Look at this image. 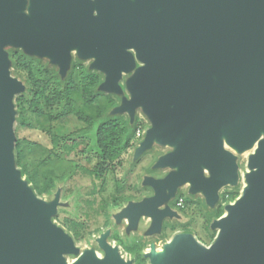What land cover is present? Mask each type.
<instances>
[{
    "label": "water",
    "instance_id": "1",
    "mask_svg": "<svg viewBox=\"0 0 264 264\" xmlns=\"http://www.w3.org/2000/svg\"><path fill=\"white\" fill-rule=\"evenodd\" d=\"M118 2L120 21H99L93 37L83 21L84 0H0V264H129L105 234L98 239L102 258L87 249L64 261L63 253L75 248L51 221L58 196L50 202L37 197L15 166L13 96L23 85L9 73L6 44L50 57L60 74L77 46L80 57L91 55V66L104 72L100 88L115 93L134 65L128 49L134 50L143 65L128 77L130 95L115 110L133 115L139 106L150 120L138 153L153 140L177 143L157 161L177 169L160 179L147 176L154 195L128 211L132 219L149 213L155 228L168 213L158 206L177 185L189 180L212 202L219 186L234 182V157L222 133L244 150L262 131L247 157L246 185L225 206L228 214L210 224L217 229L213 241L176 233L162 251L151 247L145 256L151 264H264V0Z\"/></svg>",
    "mask_w": 264,
    "mask_h": 264
},
{
    "label": "rangeland",
    "instance_id": "2",
    "mask_svg": "<svg viewBox=\"0 0 264 264\" xmlns=\"http://www.w3.org/2000/svg\"><path fill=\"white\" fill-rule=\"evenodd\" d=\"M22 12L27 13V7H24ZM4 48L7 53L17 49V47L10 44H6ZM70 54L69 64L76 66L75 75L89 67L90 62H92V58L79 59L75 48L70 50ZM33 56L36 57L38 55L34 54ZM39 57L43 64H47L51 69L58 70L59 64L52 62L50 57L46 55ZM90 72L96 75L100 82L103 81L105 75L102 71L91 70ZM9 73L16 77L13 75L12 67H9ZM129 76L130 73L128 72L122 73L119 78L121 90L118 94L99 90L100 95H109L114 101L113 104L120 105L122 100L127 99L130 95L126 86ZM16 78L22 83L24 90V82L21 78ZM21 93L22 91L13 96L15 113L12 152L14 162V146L16 142L19 143L23 155L22 164H15V166L20 171L21 178L37 197L50 202L55 195L58 196V204L54 214L51 216V221L71 237L75 248L74 254H63V259L66 263L76 258V254L78 255L87 249L95 251L99 257H102L103 252L98 243V239L102 234L106 235L108 243L117 247L121 258L130 264H151L149 258L145 256L149 247L152 245L156 251H161L164 244L174 234L179 232H190L205 245L213 241L217 229L212 228L210 224L214 219L223 215L226 212L225 206L240 195L246 183L245 174L250 170L247 165V157L253 152L251 146L244 150H238L236 147L225 143L223 138H221L223 147L234 157L235 180L219 186L216 197L212 202L205 198L202 190H195L194 192V190L190 189V192H194V196H190L187 193V197H193V199L187 200V198H184V201L181 200L177 204L182 206L180 210L172 206L169 207L166 202L160 205L161 209L168 210V214L163 216L161 220L164 219L163 221L166 225L172 220L174 226L166 228L163 226L159 231V227L155 228L154 226L152 216L147 213H139L138 215L142 220L134 223L135 225L133 226L126 211L130 205L134 204L135 199L127 200L125 198V195L129 196L133 189L132 187L131 189L125 188L126 185H130V183H145L147 176L158 178L165 176L169 171H174L171 165L157 168L158 164L156 162L164 153L175 149L176 146L153 140L150 147L138 153V147L144 138L146 130L151 125L142 108L138 106L132 116L137 126L129 140V144L114 160V168L107 171L104 183H100V179L94 178L89 172L84 170L85 161L77 162L80 159L79 155L73 153L68 156V159L57 156L54 145L51 143V135L43 129H48L55 136H62L70 132L80 133L88 125L84 124L81 118L78 119L76 112L80 110L81 113H91V109L85 108L81 103H77L78 106L76 108H73L66 117L53 122L52 127L44 123L39 124L40 128L34 129L31 128L32 126H22L18 121L20 114L16 111L15 99ZM119 115L121 118L129 119L130 121L131 117L127 111L119 112ZM90 134L91 131L86 133L88 141ZM155 158L157 159L155 160ZM90 165L92 163L88 164V166ZM203 173L208 174V170L204 169ZM116 183H126L119 192V196L124 195L122 200H117ZM189 187L190 184L186 182L180 185L179 196L181 198L184 197L185 191ZM141 194L145 193L143 191L135 193L133 198L140 200ZM219 210L220 213L218 214ZM73 220L78 224L76 228H73L70 224ZM135 226H138V229L133 228ZM142 228L145 229V237H139L138 240L136 237ZM211 231H214L215 234L213 239L209 237ZM125 232L135 238V242L140 245L141 250H133L126 246V244L130 243L123 242ZM137 247L139 246L137 245Z\"/></svg>",
    "mask_w": 264,
    "mask_h": 264
},
{
    "label": "trees",
    "instance_id": "3",
    "mask_svg": "<svg viewBox=\"0 0 264 264\" xmlns=\"http://www.w3.org/2000/svg\"><path fill=\"white\" fill-rule=\"evenodd\" d=\"M33 55L18 47L7 53L13 75L25 84V89L15 99L16 111L20 114L19 123L34 129L44 123L52 127L53 122L66 117L76 108L77 103L91 109V113L76 112L78 119L88 125L80 133L55 136L48 129H43L51 135L57 156L68 159L73 153L79 155L77 162H86L84 170L104 183L107 171L114 168V160L126 149L137 126L133 115H130V121L120 117L119 111L115 110L118 105L113 104L109 95H100L103 91L101 82L87 68L75 75L76 66L69 64L66 72L60 74L59 70L43 64L39 55ZM90 131L88 141L86 133ZM14 150L15 164L20 165L23 155L18 142ZM89 163L92 165L88 166ZM70 224L73 228L78 226L74 220ZM214 235V231L209 233L212 239Z\"/></svg>",
    "mask_w": 264,
    "mask_h": 264
},
{
    "label": "flooded vegetation",
    "instance_id": "4",
    "mask_svg": "<svg viewBox=\"0 0 264 264\" xmlns=\"http://www.w3.org/2000/svg\"><path fill=\"white\" fill-rule=\"evenodd\" d=\"M129 1H134V0H129ZM83 8H84V18H83V21L85 22V27H86V33L87 34H90L91 36H93L94 37V35H95V33H97L98 31H100L99 30V25L97 24V23H99V21H120V19L118 18V14H117V9H118V7L120 6V3L118 2V0H84V3H83ZM159 8V7H158ZM157 8V9H158ZM72 49V48H71ZM70 49V50H71ZM70 50H69V52H70ZM129 51H131V53H132V55H133V62H134V65H133V67H132V69L128 72V73H130V75L135 71V69L136 68H138L140 65H143V62H141L140 60H138L136 57H135V52H134V50L133 49H128ZM76 51H77V49H76ZM77 56H78V58L79 59H88V58H92V61H93V57L91 56V55H89V56H87V57H85V58H82V57H80L79 55H78V52H77ZM70 58H71V54H70ZM70 62V61H69ZM91 63L92 62H90V65H89V67H87V69L89 70V71H91V70H100V69H97V68H94V67H92L91 66ZM59 66V65H58ZM58 70H59V67H58ZM101 71V70H100ZM103 72V71H102ZM104 73V72H103ZM105 75V74H104ZM104 80V79H103ZM102 82V81H101ZM174 150V149H173ZM173 150H168L166 153H164V154H167V153H169V152H171V151H173ZM227 150V149H226ZM163 154V155H164ZM157 158H155V160H156ZM155 162V161H154ZM156 164H157V162H156ZM153 165V164H152ZM165 166H168V165H165ZM172 166V165H171ZM159 167H163V166H157V168H159ZM173 167V166H172ZM174 168V167H173ZM201 169H202V172L204 171V167L202 166L201 167ZM174 170H175V168H174ZM208 170V169H207ZM169 172H171V171H169ZM169 172H167V174L169 173ZM166 174V175H167ZM165 175V174H164ZM165 175V176H166ZM165 176H162V177H158V178H155V177H153V178H155V179H160V178H163V177H165ZM203 176L204 177H208L209 176V171H208V174H204L203 173ZM152 177V176H151ZM124 184H126V183H116V188H117V192H118V195H117V200L118 199H120V200H122V198H123V196H119V192L124 188ZM148 184V185H147ZM182 185L184 184V183H181ZM180 184V185H181ZM190 184V183H189ZM180 185H177L176 186V188H175V191L173 192V194H168V192H167V197L163 200V202H166L168 205H169V207H174V208H177V209H181L182 208V206H180V205H177V204H179L180 203V201L181 200H185L186 198H187V200H190V199H193V197H187V193L190 195V196H194V192H190V189H191V187H189V189L187 190V191H185L186 193H185V195H184V197L183 198H181L180 196H179V188H180ZM150 186V187H149ZM122 187V188H121ZM131 187L133 188L132 189V191L130 192V195L128 196V195H125V198L127 199V200H134L135 199V202H134V204H132V205H130V207H129V209L126 211V214L129 216V218H130V222L131 223H133V226L135 225L134 223H136V222H139V221H141L142 219H141V217L138 215H136V217L134 218V219H132V217L128 214V211L130 210V208H131V206H133V205H135V204H137V203H139V202H141V201H143L144 199H146V198H149V197H151L152 195H154V193H155V190H154V188H153V186L152 185H150L149 183H130V185H126V187L125 188H129V189H131ZM152 190H154V191H152ZM143 191V193H145V194H141L142 196H141V199L140 200H137V198H133L134 196V194L135 193H139V192H142ZM145 191H149V192H145ZM181 193V192H180ZM185 198V199H184ZM162 202V203H163ZM161 203V204H162ZM160 204V205H161ZM160 205L158 206V209H161L160 208ZM141 213H145V212H141ZM147 214H149V213H147ZM168 213H165L163 216H165V215H167ZM150 215V214H149ZM150 216H152V215H150ZM162 216V217H163ZM152 219H153V222H154V218H153V216H152ZM164 220V219H163ZM163 220H161L160 221V226H158L159 227V231H160V229L164 226V228H166V227H168V226H170V227H172V226H174V222L171 220L170 222H168V224L166 225V223H164V221ZM154 225H155V223H154ZM133 228H136V229H138V226H135V227H133ZM179 233H190V232H179ZM192 234V233H191ZM129 235V236H128ZM132 237V238H131ZM139 237H145V229H141L140 230V232H139V235H137V237L136 238H138V240H139ZM105 239H106V237H105ZM138 240H136V241H138ZM73 241V240H72ZM107 241V240H106ZM123 242H125V243H130V244H126V246H129L130 247V249L132 248L133 250H136V249H140L141 250V247H140V245L139 244H137L136 242H135V238L133 237V236H131L128 232H125V235H124V237H123ZM99 243V242H98ZM124 243V244H125ZM110 244V243H109ZM74 245V244H73ZM137 245L139 246V247H137ZM100 246V245H99ZM114 246V245H113ZM116 247V246H115ZM151 247H154V246H150L149 247V249H148V251L150 250V248ZM101 248V247H100ZM117 248V247H116ZM102 249V248H101ZM154 249H155V247H154ZM118 251V250H117ZM102 255L104 256V251H103V249H102ZM147 252V251H146ZM69 253H75V252H69ZM82 253V252H81ZM96 253V252H95ZM64 254V253H63ZM97 254V253H96ZM63 256V255H62ZM76 256V258L79 256V254L77 255H75ZM98 256V255H97ZM102 256V257H103ZM99 257V256H98ZM102 257H100V258H102ZM76 258H74L72 261H74ZM72 261H70L69 263H71ZM126 262V261H125ZM130 264V263H129Z\"/></svg>",
    "mask_w": 264,
    "mask_h": 264
},
{
    "label": "bare ground",
    "instance_id": "5",
    "mask_svg": "<svg viewBox=\"0 0 264 264\" xmlns=\"http://www.w3.org/2000/svg\"><path fill=\"white\" fill-rule=\"evenodd\" d=\"M75 49H78V47L76 46ZM262 134H263V132L261 131V132L259 133V137H258L257 139H255L254 142L252 143L251 147H252L253 151H254V149H255V147H256L258 141L260 140V137L262 136ZM221 137L223 138V140H224L225 143L231 145L230 143H228V142L226 141V139H225L223 133L221 134ZM155 139H156V137H155ZM175 146H177V143H175ZM231 146H232V145H231ZM233 147H235V146H233ZM243 157H244V156H243ZM173 167H174L175 169H177L178 165L175 164V165H173ZM204 169L207 170V167L204 166ZM249 171H250V170H249ZM185 182H186V183H190L189 180H186ZM245 185H246V183H245ZM245 185H244V186H245ZM244 186H243V187H244ZM242 189H243V188H242ZM241 191H242V190H241ZM225 211H226V212L224 213V216H226V215L228 214V211H227L226 209H225ZM161 251H162V250H161ZM157 252H159V251H157Z\"/></svg>",
    "mask_w": 264,
    "mask_h": 264
}]
</instances>
